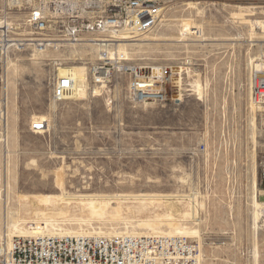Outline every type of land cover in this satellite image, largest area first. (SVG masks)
<instances>
[{"label": "rangeland", "instance_id": "374dc122", "mask_svg": "<svg viewBox=\"0 0 264 264\" xmlns=\"http://www.w3.org/2000/svg\"><path fill=\"white\" fill-rule=\"evenodd\" d=\"M158 1L156 27L124 46L141 64L179 68L175 99L163 104L129 102L127 76L103 95L88 86L84 99L54 102L58 68L87 67L95 47L78 54L47 41L43 51L28 45L10 54L0 72L8 109L0 234L15 211L39 220L127 217L136 222L54 225L186 233L201 264H264V102L257 108L251 100L256 65L264 63V0ZM19 10L15 21L27 12ZM40 119L47 130L31 131Z\"/></svg>", "mask_w": 264, "mask_h": 264}, {"label": "built area", "instance_id": "2783aa9c", "mask_svg": "<svg viewBox=\"0 0 264 264\" xmlns=\"http://www.w3.org/2000/svg\"><path fill=\"white\" fill-rule=\"evenodd\" d=\"M21 2L5 4L0 0V72L12 52L28 45L47 41L92 44L97 53L87 66L92 94H105L118 79L127 76L125 97L134 105H158L175 99L177 71L174 76L170 66L141 64L124 46L127 37L135 39L156 27L162 14L158 0ZM24 6L27 12L23 20L15 21L11 16ZM257 74L252 79L253 96L264 102V76ZM2 82L0 74V86ZM76 85L75 78L57 75L51 99L58 103L69 100ZM2 103L0 99V150L6 137L3 127L8 124V109ZM47 126V121L35 120L31 131H46ZM0 264H201V250L192 237L182 234H36L13 236L9 244L0 239Z\"/></svg>", "mask_w": 264, "mask_h": 264}, {"label": "bare ground", "instance_id": "6f19581e", "mask_svg": "<svg viewBox=\"0 0 264 264\" xmlns=\"http://www.w3.org/2000/svg\"><path fill=\"white\" fill-rule=\"evenodd\" d=\"M18 3H21V0H18ZM257 23H261V22H257ZM263 25V24H262ZM259 26V25H258ZM127 40H134V39H129L130 37H127ZM46 40H52V39H46ZM47 43H43V45H39L36 46V49L38 51H43V49L46 47ZM135 46H138V44L132 43ZM64 45H68L71 46L73 48V50L79 54L80 50L83 48H88V47H92L94 48L95 46H93L92 44H77V43H70V44H64ZM141 45V44H139ZM12 60L8 61L11 62ZM257 68V75L258 76H264V63H258L256 65ZM179 70V68H178ZM177 70V71H178ZM58 78H62L63 76H70L75 78L77 85L74 88V90L71 92V96L70 98H75V99H84L87 94H88V78H87V67L86 65H79V66H74V67H69V68H58ZM158 71V70H157ZM176 71V69H172L171 72ZM180 70L177 72L179 73ZM177 79V78H175ZM7 82V81H6ZM255 95V94H254ZM3 102L7 103V97L4 96L3 98ZM251 100L252 103L256 105V107L258 108V104L261 101L259 96H255L253 97V90H251ZM260 107V106H259ZM35 160V159H34ZM33 160V162H35ZM36 164V162H35ZM94 219L98 220V221H106L108 220L109 222H118L120 220H123L125 222V224L128 223H132V222H136V221H130L128 220V218H92V217H72V218H64V217H46L43 220H39V219H31L30 217H23L19 214L18 211H15L11 218H10V225L9 228H7V230H5V233L0 234V239L3 242V244H9L11 238L13 236H29V235H36V234H46V235H73L76 233H84V232H91L94 234H102V235H112V234H148V233H160V234H166V235H170V234H179V235H187L189 236V234L186 233H171V231L169 232H146V233H131L130 230L128 231V233H121V232H108V233H103L99 230H95L94 228L92 230H88V231H80V230H73V229H69V228H65L63 226L60 225H54L56 223H66V224H74L77 223V225H79L80 229H82L83 224H92V222L94 221ZM173 218H169L167 220V227L170 229L171 228V223L173 222ZM31 222H39V223H44L45 225H51L52 227H55V229H49V231H42V230H37L36 228L30 227V230L24 229V227H21L22 224H26V223H31ZM146 221H143V223ZM92 226V225H91ZM129 225H127L128 228ZM138 226V225H136ZM94 227V226H92ZM112 228V227H111ZM14 229V230H12ZM44 230V229H43Z\"/></svg>", "mask_w": 264, "mask_h": 264}]
</instances>
